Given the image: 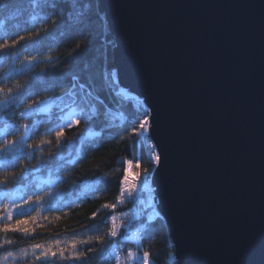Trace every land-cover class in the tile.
<instances>
[{"label": "water", "instance_id": "water-1", "mask_svg": "<svg viewBox=\"0 0 264 264\" xmlns=\"http://www.w3.org/2000/svg\"><path fill=\"white\" fill-rule=\"evenodd\" d=\"M100 5L121 86L158 115L154 200L177 264H264V0Z\"/></svg>", "mask_w": 264, "mask_h": 264}, {"label": "trees", "instance_id": "trees-1", "mask_svg": "<svg viewBox=\"0 0 264 264\" xmlns=\"http://www.w3.org/2000/svg\"><path fill=\"white\" fill-rule=\"evenodd\" d=\"M35 2H46V8L41 15H47L52 18L61 16L63 23L51 26L48 33H42L34 41H21L20 44L12 50L13 55L24 58L25 55H35L40 52L41 55H51V62H42L37 60L32 70L22 72L19 75L9 76L3 82V86L11 87L16 81L21 84L27 82L32 87V97L36 96H54L65 92L69 88V82L72 75L81 78V82H88L92 85L93 94L98 95L103 103L97 105L99 113L91 121V131L99 132V137L88 136L83 144L82 155L74 159L69 156L70 146L61 149L58 153L65 156L64 161L73 160L72 164L60 161L55 170L56 182L54 189L58 194L57 200L53 207L49 205L43 208L33 207L25 210L23 217L13 215V222L17 219L28 220L26 226L35 228V232L30 237H25L19 232H9V239L17 241L19 246H27L29 243H47L56 239L63 241H72L74 239H87L88 236L101 235L110 226L102 222L107 218L111 209L103 210L95 220H90L92 212L95 211L102 203H115L119 196L120 180L124 170L127 168L130 173L139 177L144 175L145 168H151L149 159V147L137 142L138 138L133 132V123L131 114L137 117L136 110L128 102H122L118 94L113 93L112 89L107 87L106 74H109L114 67L113 65V48L115 39L112 36L105 13L101 8L100 0H35ZM83 12V23L73 24L76 19V13ZM33 0H0V37H6L9 40L15 39L18 35H26L29 31H34L35 27L31 16L33 15ZM90 37L87 41V47L78 50L79 54L72 53V48L77 42ZM0 39V43H2ZM69 53L72 56L69 57ZM12 58L7 53H0V59ZM45 69L41 72V69ZM37 77L41 81H37ZM46 82V83H45ZM49 89V90H45ZM25 96L22 99H28ZM122 103L125 108V114L129 115V120L125 124L107 125L108 118L105 111L109 106L118 107ZM23 104L12 108L7 116L5 111L0 114V129H3L5 121L8 124H17L25 122L33 124V117L21 120L14 115L19 112ZM36 121H40L38 130L34 132L28 143L39 140L47 129L51 126V119L54 117L35 116ZM16 120V121H15ZM132 123V124H131ZM85 126V121L72 129L66 130L68 137L78 136L79 131ZM4 138L0 135V140ZM8 139L12 135L7 136ZM52 138V137H49ZM55 140L53 139V148H44L45 157L49 151H56ZM81 149V144H80ZM57 155V157H58ZM67 158V159H66ZM121 158L125 161L120 163ZM127 161H131L133 166L130 167ZM35 164V161H32ZM139 163V167H137ZM99 164V167L96 165ZM11 168L0 167V172L16 171L19 173V164L10 166ZM108 173V175H105ZM99 180L97 191L87 192L85 185ZM33 188L35 185L31 184ZM31 189V190H34ZM40 194L47 192V188L39 189ZM130 202V201H129ZM128 203V202H127ZM124 204L122 206L127 205ZM36 223L29 219L37 215ZM59 217V219H55ZM5 219H1L3 223ZM148 221H146V231L148 232ZM154 227L152 229V238H142L140 250H148L150 253L151 264H177L172 261L171 253L175 252L172 244L171 234L164 219L159 216L150 222ZM89 247L96 249L95 252L88 253L87 264H115L112 257L107 255V245L101 246L99 243L91 245H78L80 251H87ZM103 247V250H101ZM15 250V246H12ZM25 264H31L26 261ZM36 264H40L39 261ZM54 264H83L80 261H55Z\"/></svg>", "mask_w": 264, "mask_h": 264}, {"label": "snow or ice", "instance_id": "snow-or-ice-1", "mask_svg": "<svg viewBox=\"0 0 264 264\" xmlns=\"http://www.w3.org/2000/svg\"><path fill=\"white\" fill-rule=\"evenodd\" d=\"M46 6V2L38 3L33 0L34 14L31 16V19L34 25H39V27H35L34 31H29L26 35H18L15 39L9 40L6 37H0L3 41L0 43V53H7V55L15 59L12 50L21 41H34L42 33H48L51 26H56L64 22L63 18L59 15L56 18L41 15L40 13L45 10ZM83 17V12L76 13V19L73 21V24H82ZM89 39L90 37L85 36L84 39L77 42L72 48V53L79 54L78 50H82V46L86 48ZM72 53H69V57L72 56ZM52 59L50 54L41 55L40 52H37L35 55H25L19 63L26 68H30L34 61L51 62ZM9 64H11V61H9ZM14 70H9V74ZM40 71L44 72L45 69L42 68ZM6 78L3 73H0V110H4L6 116L12 108L17 107L19 104H23V110L14 115L18 116L21 120L27 119L28 117H35L39 113H51L53 108L57 109V114L54 119H51V126L47 129L46 133L41 135L39 140H34L31 143H28V141L32 134L38 130L40 121H35L33 124L21 123L19 127L15 124H8L7 120L5 121L3 129H0V135L4 136L0 140V153H3V159L0 160V164H3L5 167H9L11 164H19L20 170L19 173L14 170L0 172V185L7 186L9 183L22 182L33 174L34 169L39 171L41 168H45L51 174V169L54 167L52 161L57 159V155L61 149L69 145H74L75 143H80L81 149L76 152V155L80 156L83 152L85 139L88 136H100V133L91 131V121L98 114L97 105L103 102L100 101L98 95L93 94L92 85L88 82H81L79 76H71L69 88L61 96H36V98H31L32 87L34 85H30L27 82L21 84L19 81H16L14 86L6 87L2 84ZM37 81H41V78L37 77ZM114 83L118 85V80L114 81ZM25 96L29 98L26 100L22 99ZM136 112L138 122L134 123L133 132L138 138V143L145 144L149 147V159L152 165L151 168H145L143 170V179L140 181L143 188H148L150 175L153 172L167 168L169 153L163 143L161 144L160 150L157 151V146L151 143V136L148 135L155 128L153 122L158 120V115L155 110L146 104H141L140 109H137ZM139 117H143V119H139ZM82 120L85 121V126L79 131V135L68 137L66 130L79 126ZM8 135H12V138L8 139ZM53 139L55 140L54 147L56 151H49L46 154L47 160H45L44 148L47 146L49 149H52ZM59 160L68 164L75 162L73 160L64 161L62 156L59 157ZM32 161H35V164ZM119 162L124 163L125 161L121 158ZM127 163L131 167L132 162L127 161ZM96 166L99 167V164ZM137 167H139V163H137ZM105 175H108V173H105ZM136 179H139V174H137ZM136 179H130L128 169L126 168L120 180L119 196L116 202L102 203L92 212L89 219L95 220L97 215L103 210H115L118 205H124L129 201L138 205L136 210L129 209L128 211L119 212L103 218L102 222L108 223L110 226L101 235L88 236L87 239H74L72 241L62 242L56 239L47 243L36 242L29 243L27 246H19L17 241L9 239L7 234L10 231L22 233L26 238L35 232V228L26 226L28 220L17 219L13 222L12 218L13 214L18 217H23L25 215L26 205H35L36 208H43L44 196H29L20 203H15L12 201L11 196L8 195L6 203L0 202V209H3L0 216L6 217L5 221L0 223V264H25L26 261H30L31 264H36L37 261L40 264H54L55 261H80L83 264H87L88 253L95 252L96 249L89 247L87 251H80L78 245H91L93 243H99L101 246L107 245V255L113 258L115 264H151L148 250L141 251L130 248L126 254H123L114 239L121 235L122 230L124 233L123 238L125 240H134L137 245H140L142 238L149 240L152 238V229L154 226L150 223L152 220L151 216L147 217L149 223L146 234H142L139 228L136 231L132 230V222L140 220L142 216L146 215V209L144 207L146 200L140 199V186L137 184ZM98 183L99 180L85 185V190L87 192L97 191ZM44 195L52 197L53 192L49 191ZM53 206L54 204L50 201L49 207ZM150 207L152 208V212L158 217L159 213L155 209L154 197ZM38 216L39 212L29 219L35 224ZM55 219H59V217ZM125 219L129 223L125 224ZM12 246H15V250H13ZM101 250H103V247ZM261 252L264 254V243L261 245ZM171 255L175 257L176 253L173 252Z\"/></svg>", "mask_w": 264, "mask_h": 264}, {"label": "rangeland", "instance_id": "rangeland-1", "mask_svg": "<svg viewBox=\"0 0 264 264\" xmlns=\"http://www.w3.org/2000/svg\"><path fill=\"white\" fill-rule=\"evenodd\" d=\"M22 59L23 58H20L17 55H15V59H13V58H2V59H0V73H3L5 75V77H9V76L19 75L22 72H26V71L32 70L34 68L36 61H34L32 63L30 68H26L25 66H23V65H21L19 63V61L22 60ZM9 61H11V64H9ZM11 69H15V70L11 71L10 74H9V70H11ZM63 93L64 92H62L60 94H57V95H54V96H61ZM121 100H123V99H121ZM122 102H125V100H123ZM117 105L120 106L124 112H126L125 108L122 105V103H119ZM132 107L135 110H137L134 106H132ZM114 109L115 108H111L110 106L108 108H106L105 114H106V117L108 118L107 125H112V124H115V122H117L115 120V119H117L116 118V114L117 113L114 112ZM22 110H23V107L20 108L19 111H22ZM97 110H98V108H97ZM3 112H4V110H0V114L3 113ZM98 113H99V111H98ZM56 114H57V109L53 108L51 113H39L38 115L54 117L55 118ZM126 116H127V120H128L129 115L126 114ZM36 119L37 118L33 117V120L36 121ZM139 119H143V117H139ZM21 123H25V122H18L17 121L16 126L19 127V124H21ZM148 135L151 136V132L148 133ZM151 143L154 144V142L152 141V137H151ZM69 146L71 148V151L69 152L68 155L72 156V157H70V159H74V158H76V152L80 150V143H75L74 145H69ZM59 157H61V156L58 155L57 159L52 161V164L54 165V167L51 169V174H49V170L45 169V168H41L39 171L34 169L33 170V174L28 176L22 182L9 183L7 186L0 185V202L6 203L7 202V196L10 195L13 202L20 203L22 200L27 199L29 196L39 195L40 193L37 192V191H39V189L41 190L44 187H46L47 188V192H49V191L53 192V196L52 197H48V196L44 195V201H43L44 207L49 205L50 201L52 203H54L57 200V197H58V194H57V192L54 189V184L56 182V175H55L56 172H55V170H56V168L58 167V165L60 163ZM62 157L65 158V156H62ZM2 159H3V153H0V160H2ZM44 159L47 160V157H44ZM13 165L14 164H11L10 166H13ZM10 166L9 167H5L3 164H0V167H4V168H11ZM132 166H133V164L131 163V167ZM129 169H130V167H129ZM130 171L128 170L129 175H130V179H136L137 175H135L133 172L130 173ZM151 175H150V177L148 179V188H143V186L140 184V181L143 179V175L141 177H139V179H136L137 184L140 186V192H141L140 198H142L144 196V194H146V192L153 190V188L155 187V186L153 187V186L150 185V184H152V182H150L151 181ZM31 184L35 185V187L39 188V189L35 190L33 188V186H31ZM31 189H34V190H31ZM41 196H43V195H41ZM33 207H36V206L35 205H32V206L26 205L25 206V210H29V209H31ZM126 209H127V206L124 207L122 205H118V207L115 210H113V209H111V210H113V211L119 210V212H124V211H126ZM155 209L158 212V207L155 208ZM2 211H3V209H0V213H2ZM13 215H15V214H13ZM160 215H161V213H160ZM1 219H6V217L0 216V220ZM134 230H136V227L134 228Z\"/></svg>", "mask_w": 264, "mask_h": 264}, {"label": "built area", "instance_id": "built-area-1", "mask_svg": "<svg viewBox=\"0 0 264 264\" xmlns=\"http://www.w3.org/2000/svg\"><path fill=\"white\" fill-rule=\"evenodd\" d=\"M109 74H106L107 87L109 89H112L113 93L118 94L121 99H123L125 101L127 100L126 102L131 103V105L134 106L136 109H140L141 104H140V101L137 99V95L132 93V92H130L126 88L122 87L120 82H119V78L117 77V75H114V74H111V73H109ZM117 80H118V85L116 83H114V81H117ZM114 112L117 113L116 114V118L117 119H115L116 121L127 122V116H126L125 112L122 110V108L120 106L115 108ZM150 185L153 186L152 184H150ZM154 189L155 188H153V190ZM154 193H155L154 191H148V192H146V194H144V196L142 198H140L141 200H145L144 198H146V203L144 205V207L146 209V215H144V216L154 215V213L152 212V208L150 207V205L152 204L151 201H153V196H154L153 194ZM137 206L138 205L136 204L135 209L131 208V207L129 209L136 210ZM155 208H157V204H155ZM115 212L116 211L110 212L109 216L112 215V214H116ZM124 223L127 224V223H129V221L127 219H125ZM138 228L141 229L140 227H138ZM132 230L136 231V230H134V228H132ZM123 235H124V233H123V230H122L121 231V237L118 236V237L114 238L116 243L121 248L123 254H126L127 250L130 249V248L131 249L134 248V249H139L140 250V247H139L140 245H137L136 241H134V240H125L123 238ZM171 260H173V259H171Z\"/></svg>", "mask_w": 264, "mask_h": 264}, {"label": "bare ground", "instance_id": "bare-ground-1", "mask_svg": "<svg viewBox=\"0 0 264 264\" xmlns=\"http://www.w3.org/2000/svg\"><path fill=\"white\" fill-rule=\"evenodd\" d=\"M110 73L111 74H114V75H117V77H118V71H117V69L116 68H113L112 69V71H110ZM137 99L140 101V104H146L148 107H150L145 101H144V99L142 98V97H140V96H138L137 95ZM131 121H132V123H133V125H134V123H136V122H138V120H137V117H135L133 114H131ZM128 120H129V118H128ZM119 124H125V123H127V122H121V121H117ZM131 123V124H132ZM153 141V140H152ZM157 150V149H156ZM151 182H152V175H151ZM152 184H153V182H152ZM154 186V185H153ZM155 188V187H154ZM155 190V189H154ZM155 192V191H154ZM154 196L153 197H155V193L153 194ZM157 197V196H156ZM145 200H146V198H144ZM152 203H153V201H151ZM154 202H155V200H154ZM159 203V200H158V197H157V202H155V204H158ZM127 209L128 208H134L135 209V207H136V204H134L133 202H128L127 203ZM126 206H124V207H126ZM158 206V205H157ZM127 209H126V211H127ZM120 210V209H119ZM119 210H116V212L115 213H119ZM113 210H111V212H112ZM158 212H159V214H160V211L158 210ZM148 216V215H147ZM147 216H142L141 218H140V220H137V221H134V222H132V228H135L136 227V230L138 229V227H140L141 229V232H142V234H144V232L146 231V221H148L147 220ZM149 216H151L152 217V219H155L156 218V215L154 214V215H149ZM161 217L164 219V217L161 215ZM164 221H165V219H164ZM165 223H166V221H165ZM167 224V223H166ZM168 227V226H167ZM169 229V228H168ZM170 232V231H169ZM120 237H121V235H120ZM172 238V237H171ZM172 244H173V246H174V242H173V239H172ZM175 247V246H174ZM132 249H134V248H132ZM176 253V252H175ZM170 259H173L174 261H176L177 262V257L175 256V257H172L171 256V258ZM172 260V261H173Z\"/></svg>", "mask_w": 264, "mask_h": 264}]
</instances>
